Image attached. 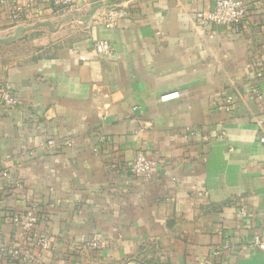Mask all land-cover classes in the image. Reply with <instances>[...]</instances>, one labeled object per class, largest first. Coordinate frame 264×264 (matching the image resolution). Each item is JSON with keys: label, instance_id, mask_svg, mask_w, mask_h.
Masks as SVG:
<instances>
[{"label": "crops", "instance_id": "crops-1", "mask_svg": "<svg viewBox=\"0 0 264 264\" xmlns=\"http://www.w3.org/2000/svg\"><path fill=\"white\" fill-rule=\"evenodd\" d=\"M215 2L75 0L130 14L107 25L91 11L73 40L39 47L33 31L17 30L52 23L58 9L0 0V90L19 100L0 98V247L9 252L0 264H201L227 237L264 236V0H249L241 30L200 32L194 18ZM99 39L110 55L94 50ZM15 44L35 49L11 59ZM232 91L239 98L226 111ZM50 138L73 143L46 147ZM139 151L157 161L151 181L129 170ZM33 206L34 226L16 223ZM35 231L54 249L36 245ZM216 264H264V252Z\"/></svg>", "mask_w": 264, "mask_h": 264}, {"label": "built area", "instance_id": "built-area-1", "mask_svg": "<svg viewBox=\"0 0 264 264\" xmlns=\"http://www.w3.org/2000/svg\"><path fill=\"white\" fill-rule=\"evenodd\" d=\"M52 4L57 8L60 7H71L74 5L75 0H50ZM20 8L18 10L13 9L11 11V16L14 22H18L20 20ZM250 11V4L249 0H216L214 7L205 12L197 15L194 18V25L197 30L206 32L208 29L213 28L215 26H229L236 31L241 30L245 27V19L247 18ZM130 13L125 10H117L113 11L109 14L108 18L105 20L107 25H117L121 18L128 16ZM112 45L108 40L99 39L96 40L94 43V50L101 55H110L112 52ZM263 71L259 72L261 76ZM253 96L257 99H262L263 96L258 91H253ZM179 96L178 92H173L169 94H163L161 96L162 100H168ZM0 98L4 101L7 106L15 107L18 105L19 100L17 97L9 91L8 89H1L0 90ZM238 94L235 91L228 92L224 95L223 100V108L226 111H231L237 104L238 101ZM188 133L190 135H195L196 131L194 129H189ZM104 141V138H99V144ZM261 143L264 144V136L260 137ZM71 146L73 141L71 138H66L63 142L50 138L46 140V147L57 148L61 147V145ZM157 167V161L150 158L145 152L139 151L136 156L134 157L129 170L131 174L139 179L144 181H151L153 175L155 174ZM6 178L10 179V175L8 173H4ZM175 179V178H174ZM9 184L12 183V179L8 182ZM21 183L17 182L16 186H20ZM203 197H207L208 193L203 192L201 193ZM242 214L244 216H249L250 214L242 209ZM16 223L22 222L26 228L31 229L34 224L38 221V217L36 215V208L33 206L26 214H20L14 218ZM33 241L35 240V244L40 246L42 249L45 250H53L54 243L47 231H35L33 232ZM225 237V236H224ZM227 237V236H226ZM248 250H258L264 252V236L256 233L251 236V238L243 243H237L231 241L228 237L222 241V243L216 247L213 251V256L211 258L205 259V261L201 262V264H216L225 253H233L235 255L241 256L245 251ZM10 252H14L13 250ZM0 253L5 255L9 253L7 251V247L2 246L0 247ZM31 258L30 254L26 255V258ZM38 264V262H37Z\"/></svg>", "mask_w": 264, "mask_h": 264}, {"label": "rangeland", "instance_id": "rangeland-1", "mask_svg": "<svg viewBox=\"0 0 264 264\" xmlns=\"http://www.w3.org/2000/svg\"><path fill=\"white\" fill-rule=\"evenodd\" d=\"M57 9L58 11L52 23L36 21L33 24L23 26L18 34L24 36L26 33L33 31L34 35L32 36H36L35 38L39 39V47L44 46L48 40L56 42L57 44H65L77 37L81 32L80 28L83 26V22L86 20L89 12L95 11L97 13L96 11L99 10L100 12L98 11L96 18L100 17L106 20L110 13L117 11L113 5L109 6V8L108 6H101L97 10L89 7V11L77 9L75 6L68 8L57 7ZM8 47L5 51L9 57L11 55V59H15L17 54L21 56L35 49V46L33 49V44H27L25 46L15 44Z\"/></svg>", "mask_w": 264, "mask_h": 264}, {"label": "water", "instance_id": "water-1", "mask_svg": "<svg viewBox=\"0 0 264 264\" xmlns=\"http://www.w3.org/2000/svg\"><path fill=\"white\" fill-rule=\"evenodd\" d=\"M21 28H22V27H20V28L17 30V35H19L18 32H20Z\"/></svg>", "mask_w": 264, "mask_h": 264}]
</instances>
